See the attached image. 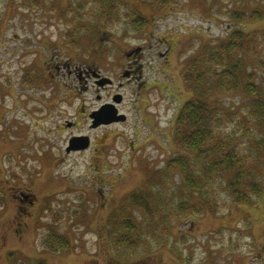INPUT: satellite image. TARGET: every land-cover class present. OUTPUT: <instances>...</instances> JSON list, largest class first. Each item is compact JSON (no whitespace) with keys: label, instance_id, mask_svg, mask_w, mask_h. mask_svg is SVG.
<instances>
[{"label":"rangeland","instance_id":"374dc122","mask_svg":"<svg viewBox=\"0 0 264 264\" xmlns=\"http://www.w3.org/2000/svg\"><path fill=\"white\" fill-rule=\"evenodd\" d=\"M107 7L103 0H0V264H264V191L253 194V205L238 202L227 189L229 175H216L202 192L189 193L181 176L164 168L181 150L175 125L194 96L184 71L238 26L258 34L245 45L264 87V17L248 18L264 13V0H113ZM235 9L246 19L232 18ZM133 17L146 23L141 30ZM134 46L145 49L146 82L116 91L124 93L128 121L90 130L82 110L91 113L101 95L118 90L125 80L112 61L123 62ZM95 63L113 87L81 81L79 67ZM215 90L210 100L236 113L219 134H243L240 152L248 157L264 123L242 122L249 103L242 88ZM72 121L78 127L65 124ZM91 135L94 147L66 151L71 136ZM253 151L249 180L264 184V154L255 144ZM22 190L24 200L15 196ZM136 191L149 195L156 211L131 210L137 242L120 245L118 212ZM184 198L204 210L178 212ZM57 234L70 246L47 245Z\"/></svg>","mask_w":264,"mask_h":264},{"label":"trees","instance_id":"16d2710c","mask_svg":"<svg viewBox=\"0 0 264 264\" xmlns=\"http://www.w3.org/2000/svg\"><path fill=\"white\" fill-rule=\"evenodd\" d=\"M112 1L103 0L104 5H108L107 9H111ZM160 3L164 5V2ZM246 13L245 10L235 9L232 18L243 21L246 19ZM263 17L264 13L256 9L248 18L259 20ZM107 18L102 21L103 24L108 22ZM132 24L141 30L146 23L141 17H133ZM93 26L96 28L99 25ZM245 28L246 25L234 28L219 47L207 48L205 53L190 62L184 71V81L194 96L181 107L175 125L174 139L181 150L164 168L167 173L177 172L182 178L181 187L189 193L202 192L205 184L216 175L226 177L229 175L227 183L229 192L238 202L253 205L255 203L253 194H261L264 191V184L259 180H249L252 172L246 163L247 158L254 153V144L256 151L259 152L256 154H264V129L255 143L252 142L248 157L241 154L240 141L244 137L243 134L241 137L237 132L219 134L224 124L232 121L236 113L216 103L217 98L214 100L216 102L210 100L215 88L233 92L242 88V92L249 99L246 116L242 117V122L245 123L247 120L249 123L254 121L264 123V87L259 82V74L248 66L250 58L245 45L247 43L250 47L254 44L258 34ZM259 64L264 67V60L261 59ZM248 133H252L251 130L248 129ZM125 200L118 212L122 231L116 235V242L121 243L120 245L127 243L135 245L137 240L134 241L132 232L137 230L138 224L131 210L139 207L148 215H154L156 210L149 195L142 191L133 192ZM178 209L182 214H196L201 213L204 206L184 198ZM52 241H47V245L55 246V249L59 246L61 248L70 246L69 240L58 234L54 235Z\"/></svg>","mask_w":264,"mask_h":264},{"label":"flooded vegetation","instance_id":"af4514ba","mask_svg":"<svg viewBox=\"0 0 264 264\" xmlns=\"http://www.w3.org/2000/svg\"><path fill=\"white\" fill-rule=\"evenodd\" d=\"M171 51H172V48L170 46H167L166 53H164L166 55V58L169 57V54L171 53ZM144 52H145V49L143 46H134L125 52V57L123 59L124 60L123 62H120L116 59L114 61H112L114 64L119 63L118 66H120L121 69H119L118 71H120L119 74H120L121 79L125 80V81L120 82V84H119L120 87H118V90L116 89L115 92L106 93V99L102 98V95H101L100 101L102 103L100 105L113 102L115 97L117 99L121 98V96H118V95L121 93L122 88H124L127 85V82L130 84L136 83L140 87H142L144 85V83L146 82L145 81L146 79L143 78V75H144V64H143ZM64 63H65V65H69L67 62H64ZM60 64L57 65V69H58V67L61 68ZM96 66H97V63L86 64V66H81V68L79 67L78 70H80V73L82 74L81 75V79H82L81 81L84 83H88L90 81L89 79H94L95 82L99 86H103V87H100L99 89H102V88L107 89L108 87H113L115 85L114 79L103 76L102 73L100 72V69H97ZM116 91H119L120 93H118V92L116 93ZM140 91H141V89H139V91H137V94H139ZM136 98H139V97L137 96ZM123 103H124V93L122 95V101L117 104V108L119 109L120 112H122L121 111V105ZM135 106L139 107L136 104H135ZM99 108H100V106H99ZM94 110H96V108ZM94 110H91V113ZM91 113L86 112L85 110H82V114L80 116V119H83L87 116L90 117ZM128 119L129 118H127V120H125V121L116 122V123L109 124V125L102 124V125H99L97 127H92V125L89 124L88 127H90V130H97V129L102 128V127H110L114 124L125 123L128 121ZM65 124L66 125L68 124L69 126H73V127L74 126L78 127L79 123H78V121H72L71 123H65ZM82 135H88V134H82ZM72 137L73 136H71V138ZM90 137L91 138H90L89 148H92L95 146V136H94V139H92L93 138L92 135ZM74 144H76V142H74ZM103 145H105V142ZM96 146H98V144ZM97 149H99V148H97ZM66 151H67V148H66ZM77 151H80V150H72L70 152H77ZM15 196L17 198H19L20 200H24V199L29 197V194H27L25 190H22V191H19V193L15 194Z\"/></svg>","mask_w":264,"mask_h":264},{"label":"water","instance_id":"95a60500","mask_svg":"<svg viewBox=\"0 0 264 264\" xmlns=\"http://www.w3.org/2000/svg\"><path fill=\"white\" fill-rule=\"evenodd\" d=\"M120 101L121 99H115ZM91 117L93 119V126H97L100 124H109L119 120H125L126 115L123 113H118V109L116 105L113 103H108L103 105L100 109L95 110L91 113ZM76 142V144H74ZM71 148L79 149V148H86L89 145V138L85 137H74L71 140Z\"/></svg>","mask_w":264,"mask_h":264}]
</instances>
